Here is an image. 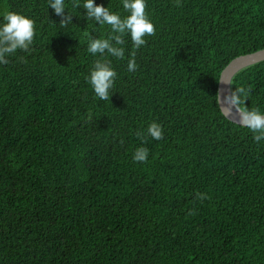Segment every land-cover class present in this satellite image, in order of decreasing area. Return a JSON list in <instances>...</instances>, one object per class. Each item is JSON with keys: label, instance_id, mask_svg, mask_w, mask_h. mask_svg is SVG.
<instances>
[{"label": "trees", "instance_id": "16d2710c", "mask_svg": "<svg viewBox=\"0 0 264 264\" xmlns=\"http://www.w3.org/2000/svg\"><path fill=\"white\" fill-rule=\"evenodd\" d=\"M145 2L155 35L134 49L125 33L118 59L87 51L116 33L72 0L67 26L49 0H0V25L16 12L35 30L0 64V264H264V139L217 101L222 67L264 48V0ZM96 60L117 73L109 101L87 79ZM237 88L264 113V60Z\"/></svg>", "mask_w": 264, "mask_h": 264}, {"label": "clouds", "instance_id": "9594fccd", "mask_svg": "<svg viewBox=\"0 0 264 264\" xmlns=\"http://www.w3.org/2000/svg\"><path fill=\"white\" fill-rule=\"evenodd\" d=\"M123 8L129 15L125 18L117 13L110 12L107 7L94 3V0H83L81 5L80 0H72V7L77 8L82 6L86 10V18L94 19L101 25L107 24L111 27L113 33L109 39L91 38L88 44L87 51L93 55L97 53L103 55L105 51L118 59L124 58V49L116 45H123V35L129 33L133 48L139 49L146 43L145 36L155 35L156 29L153 23L148 19L146 14L145 0H122ZM49 6L54 10L55 14L61 17L60 24L67 26L71 23L72 16L65 12V0H49ZM4 23L0 25V64H7V55L13 54L17 49L24 51L30 50V45L33 42L35 35L34 21L22 14L16 12H8L4 16ZM110 41H114L111 43ZM132 59H129L127 68L129 71H136L137 65L135 62V52L131 53ZM108 60H96L94 67L87 78L95 95L100 100L109 101L110 89L113 87L114 79L117 76L115 70L110 67ZM245 89L237 88L231 91L226 99L231 106L241 114V124L249 128L254 135L256 142L264 139V115L258 110H248L242 108V94ZM244 103L246 101H243ZM148 134L156 140L163 138L162 127L152 122L148 126ZM138 138L143 139L142 133H136ZM148 150L146 148H138L133 159L137 162H145L147 160ZM198 198L201 200L207 198L205 194L198 193Z\"/></svg>", "mask_w": 264, "mask_h": 264}, {"label": "water", "instance_id": "95a60500", "mask_svg": "<svg viewBox=\"0 0 264 264\" xmlns=\"http://www.w3.org/2000/svg\"><path fill=\"white\" fill-rule=\"evenodd\" d=\"M264 60V48L247 54H240L230 59L221 69L217 87V101L224 115L234 121L236 124H241V114L235 110L227 101L226 97L230 91V80L233 75L240 70L256 62ZM264 115V113H262Z\"/></svg>", "mask_w": 264, "mask_h": 264}]
</instances>
